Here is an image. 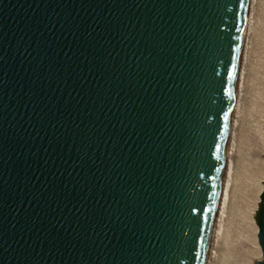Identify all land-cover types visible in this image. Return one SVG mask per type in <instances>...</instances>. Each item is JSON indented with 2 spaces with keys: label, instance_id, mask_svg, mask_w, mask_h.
<instances>
[{
  "label": "water",
  "instance_id": "water-1",
  "mask_svg": "<svg viewBox=\"0 0 264 264\" xmlns=\"http://www.w3.org/2000/svg\"><path fill=\"white\" fill-rule=\"evenodd\" d=\"M246 4L0 0V264H205Z\"/></svg>",
  "mask_w": 264,
  "mask_h": 264
},
{
  "label": "rangeland",
  "instance_id": "rangeland-1",
  "mask_svg": "<svg viewBox=\"0 0 264 264\" xmlns=\"http://www.w3.org/2000/svg\"><path fill=\"white\" fill-rule=\"evenodd\" d=\"M255 2V17L245 62L246 89L237 129L236 177L220 219L222 238L220 237L217 247L219 252H216L214 264H249V252L253 251L251 239L254 227L247 222L245 216V211L251 203L250 187L253 190L249 177L257 171L258 163H264V110L259 99L264 93V0ZM260 195L252 215L254 226L257 228L254 216L259 209Z\"/></svg>",
  "mask_w": 264,
  "mask_h": 264
},
{
  "label": "bare ground",
  "instance_id": "bare-ground-1",
  "mask_svg": "<svg viewBox=\"0 0 264 264\" xmlns=\"http://www.w3.org/2000/svg\"><path fill=\"white\" fill-rule=\"evenodd\" d=\"M254 2L255 0H247V4H246L244 26H243V32H242V37H241V46H240L238 65H237L236 75H235V84H234V91H233V97H232L230 118L228 122L221 179H220V185H219L218 194H217L216 207H215L214 216H213L212 224H211L205 264L216 263L215 262L216 252L217 253L219 252L217 251L218 249L217 247L220 243L219 241L221 237L220 229H222L221 228L222 226L220 224V219L222 218L221 216L224 214L223 212L225 211V206H226L225 203H227L225 201L226 199L228 200L227 196H228L229 190L232 187L231 185L235 180L234 178L236 177V170H237L236 157H237V146H238L237 129H238L239 118L241 117L240 113H241V108L243 105L244 89H246L245 87L246 79L244 78L245 62L247 59V54H248V49H249L248 45H250L249 41H250V37L252 34L251 33L252 23L255 17L254 7H255L256 2L255 3ZM259 97H260L259 99L261 103L260 105L262 106V109L264 110V93H262L261 96ZM258 165L259 166L257 167V171H255V173H252L253 175L252 176L250 175L251 177H249L251 179L250 182H251V186L253 190H251V187H250L251 203L249 204L247 210L245 211L247 222L250 225H252V228L254 227V231H253V235L251 239L253 251L249 252V256H248L249 264H256V262H260L263 259L262 248L259 244V239L257 236L259 232V228H257V226H254L253 217H252L256 209L254 207L257 204V201L259 200V195L263 191V183H264V163H258ZM221 223H222V220H221Z\"/></svg>",
  "mask_w": 264,
  "mask_h": 264
},
{
  "label": "trees",
  "instance_id": "trees-1",
  "mask_svg": "<svg viewBox=\"0 0 264 264\" xmlns=\"http://www.w3.org/2000/svg\"><path fill=\"white\" fill-rule=\"evenodd\" d=\"M260 210H261V204L259 205V209H258L257 215H256V220H257L258 225H259V212H260Z\"/></svg>",
  "mask_w": 264,
  "mask_h": 264
}]
</instances>
